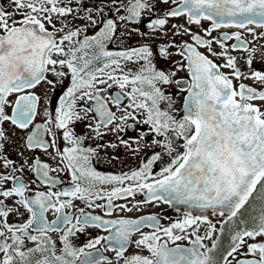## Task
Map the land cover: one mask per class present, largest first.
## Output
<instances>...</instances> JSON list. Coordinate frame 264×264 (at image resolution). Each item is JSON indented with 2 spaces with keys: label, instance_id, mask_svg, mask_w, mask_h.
Returning a JSON list of instances; mask_svg holds the SVG:
<instances>
[{
  "label": "snow or ice",
  "instance_id": "1",
  "mask_svg": "<svg viewBox=\"0 0 264 264\" xmlns=\"http://www.w3.org/2000/svg\"><path fill=\"white\" fill-rule=\"evenodd\" d=\"M169 2L0 3V264H112L100 255L97 245L103 248L102 242L113 245L115 264H264V90L234 83L251 78L264 84V71L251 68L258 49L249 48L240 31L231 36L223 33V39L210 35L214 29L234 27L257 39L255 29H264V0H171L174 7L159 9ZM145 12L150 31L141 32ZM176 17H186L189 25L200 26L205 35L172 25L174 37L184 34L191 41L160 44L158 55L165 61L173 55V48L182 58L172 69L157 67L149 43L137 47L125 44L134 34L148 39L167 36L169 18ZM204 20L211 21V27L203 28ZM259 36L264 37V32ZM233 37L239 43L231 47L248 52L245 63L250 76L241 71L238 58L229 55L223 42ZM214 43L220 46L219 52ZM219 59L225 63L219 64ZM260 59L264 61V52ZM221 68L232 71L225 73ZM180 71L187 73L186 79H176ZM66 83L54 115L45 109L44 122L36 123L41 104L36 89L46 85L55 90ZM173 84L179 89L175 94L166 91ZM113 86L120 91L107 100L118 110L122 108L119 115L109 108L104 96ZM181 93L182 104L177 109ZM125 98L127 104L122 107ZM137 113L143 118L138 120ZM129 119L148 126V133L120 137L133 127L127 123ZM85 121H93L84 125L90 135L76 130ZM11 129L28 130L25 148L42 150L54 161L59 158L71 172L73 186L62 191L36 190L29 195L30 183L37 180L57 184L49 173L59 169L50 168L39 157L18 164L8 151L15 143ZM109 133L117 134L119 145L133 155L145 153L137 168L112 174L93 166L101 150L117 147L111 142L99 143ZM149 133L152 138L147 141ZM88 139L98 143L86 147ZM18 155L24 156L23 149ZM157 163L161 167L154 171ZM18 171L22 175H17ZM126 182L128 186H124ZM257 190L262 201L259 213L244 217L242 209ZM136 192H145V202L210 209L212 216L222 218L221 226L217 229L208 215L191 211L167 226H162L156 215L105 219L83 208L75 217L65 211L76 207L74 200H82L88 208L106 209L105 214L110 215L114 200ZM105 197L107 205L95 203ZM118 207L131 211L126 205ZM49 210L55 213L52 221L45 215ZM25 213L22 223L9 220ZM225 224L232 227L227 246L217 259L213 253L221 236L216 233H223ZM145 225L153 230L142 231ZM202 226L204 235L199 234ZM87 227L108 234L75 247L70 238ZM57 231L61 232L59 249L49 235ZM181 240H189L191 246L175 244ZM28 241L34 246L28 247ZM205 241H210V246ZM169 242L175 246L169 247ZM130 246L139 251L129 252Z\"/></svg>",
  "mask_w": 264,
  "mask_h": 264
},
{
  "label": "flooded vegetation",
  "instance_id": "2",
  "mask_svg": "<svg viewBox=\"0 0 264 264\" xmlns=\"http://www.w3.org/2000/svg\"><path fill=\"white\" fill-rule=\"evenodd\" d=\"M0 3H7V0H0ZM171 3V0L168 5H159V9L162 11L165 7H174ZM159 14V13H158ZM152 18H156V16H153ZM143 19L144 22L139 25L140 31L144 32L147 30V23H148V12H145L143 14ZM169 23L171 25L174 24H179V25H184L185 27H189L192 32H196L200 35H205L204 32L202 31V28L200 26H197L195 24L189 25L187 23L186 17H176V18H169ZM202 27L203 28H208L211 27V21L204 20L202 21ZM240 31L242 33L241 35V40L247 41L248 42V47L252 48L255 47L258 49L256 53L253 54V63L251 65V68L253 70H260L264 71V61L260 59V53L264 52V37H260L259 33L264 32V29L261 28H256V34H257V39H253V36L249 34L248 32L242 30V29H237L234 27H221L219 29H214L211 32V37H217L219 39H223V33H228L230 36L233 32ZM207 38V37H206ZM175 40L177 44L183 43L185 40L190 41V36L181 34L180 36L174 37L172 35H167L164 38H159L158 36L153 38V39H148L146 37H141L139 34H134L131 39L125 41L126 45H130L133 47L140 46L144 43H149L154 51V62H156L157 67H165L167 69H172L174 67V63L176 61H181V57L176 54V49L173 48L172 52L173 55L165 61L162 57L158 55V48L160 44L162 43H167L169 41ZM224 44L227 47L229 55L236 56L238 58V63L241 71L245 72L246 77L250 76V73L247 71V65L245 63L247 57H248V52L244 51L242 48H237L233 49L231 47L232 44L239 43L238 41L235 40L233 37L230 40L223 41ZM213 48L216 51H220V46L218 44H213ZM203 51V49H200ZM219 64L225 63L224 59H219L217 61ZM221 71L225 73H230L232 70L227 69V68H221ZM187 78V73L185 71H180L177 73L176 79H186ZM70 83V80L68 81ZM234 83L239 84V83H244L248 86L254 87L257 90H264V84H260L258 81L251 79V78H245L240 81H234ZM67 83L57 87L55 90H53L49 86H41L36 89L37 95L41 97V104L39 105V111L40 115L36 118V123H43L44 122V111L47 109L51 114L54 115V110L56 105L59 102V97L63 94V91L66 89ZM106 87V86H105ZM120 89L117 86H113V88L108 89L105 93L104 96L107 100L109 96H115ZM166 91L169 93L175 94L179 91L177 86L175 84L169 86L166 88ZM182 96L183 93L180 94L179 97H177V104L176 107L179 109L182 104ZM50 98V101H49ZM109 108L117 112V115L120 114V111H122V108L120 110L117 109L115 104L111 102V100H107ZM127 104L126 98L122 100V107L123 105ZM137 119L140 120L143 117L140 116L139 113L136 114ZM93 122V121H85L82 124L77 126V132L84 134V135H90L89 130L84 127L85 124ZM128 124L133 125L132 128H128L125 132L120 133L119 136L122 137L123 139H130L133 137H138L141 132L148 133V126L142 124V123H136L135 121H132L129 119L127 121ZM11 128V126H6ZM15 133L14 135V141L15 143L13 145L9 146V153L11 155V158L16 160V162L19 164L21 163L24 159H34L36 157H39L42 163H47L49 164L50 168H58L59 170L56 172H50L49 174L53 177L56 178L58 181L57 184L55 185H46V184H41L38 180L36 183L32 184L30 183V187L32 191L28 193L29 195L34 194L36 190L40 191H48L49 188H51L52 191H62L63 189L66 188H71L72 185V178H71V172L67 171L64 169V166L59 163V158L57 160H53L47 153L43 152L42 150L39 149H27L24 147L25 141H26V136L28 134V130H17V129H11ZM152 138V134L149 133L146 136V140L150 141ZM46 139H50L49 137L46 136ZM109 142L117 144L116 148L112 147H106L105 149L101 150L99 153V158H94L93 159V166L100 172L104 173H112V174H120L121 172H128L132 169H135L139 166L140 162L144 160L145 158V153L142 151L138 153L137 155H133L130 149H126L124 146L119 145L118 143V138L117 134L114 133H109L104 136L102 141H99V143H104L107 145ZM98 141L95 139H88L85 142V146H91L95 147ZM60 146L63 148L64 142L61 140L60 141ZM133 147H135V144H133ZM23 149L24 151V156L20 157L18 155V152ZM53 151V150H49ZM149 155L151 154L150 152L148 153ZM161 167L160 163H157L154 165V171H158L159 168ZM25 171H27V165H25ZM17 175H22L19 171L16 173ZM28 176L31 178H35V174L28 172ZM117 187H120V185H116ZM124 186H128V182L125 183ZM110 189L111 186H105ZM147 201V196L145 195V192H136L133 196H124L121 198H117L116 200L113 201V210L110 215H106V209H100L96 208L93 206L92 208H88L87 204L85 201L82 200H74L75 208L73 209H65V211L70 212L73 217L76 215H79L78 209L83 208L84 211L90 212L93 215H101L105 219H116L119 217L123 218H129V219H139L140 217L144 216H149V215H156L159 218V222L162 226H167L171 222L182 218L184 213L187 211L185 207L181 204H173V205H168L164 204L162 202H145ZM97 204H105L107 205V198L103 200H97L95 201ZM119 205H126V208L131 209V211H127L126 209H121L118 206ZM23 212L24 210L21 209ZM46 217L49 221L54 220L55 213L52 210H49L46 214ZM209 219L212 220L213 223L216 224L217 229L220 228L221 224L220 221L222 218L219 217V214L217 216H212L211 214L208 215ZM27 218V213H25L23 216H15L12 215L9 217V220L14 222V223H22L24 220ZM232 227L231 224H225L224 227V232L220 233L217 232V235L221 236V241H220V246L217 250L214 251L213 255L219 259L222 253L221 249V243L223 241V238L226 239V242L228 243V233L229 229ZM142 231L148 232L152 231L153 229L147 225L143 226ZM108 233L104 229H96L94 227H87L86 231L84 233H77L76 236L71 237V241L75 247H82L85 243H87L88 240L93 239L95 236L98 235H107ZM200 235H204V229L203 226L200 229L199 232ZM49 235L52 237L54 241H57V249L61 248L62 245L59 243V236L61 235V232H50ZM133 238H138L136 234H133ZM104 244V247L102 248L100 245H97V248L100 249V255L107 257L108 260L112 261V264H115L114 260V252L111 250L113 245L107 243V242H102ZM205 243H208L210 246V241H205ZM175 244H179L182 247H190V242L189 240H181L175 242ZM174 243L169 242V247H174ZM28 247H33V243L31 241L27 242ZM203 249H201L202 251ZM222 250V251H221ZM132 251H139L138 249H135L134 247L130 246L129 247V252ZM144 254H147L145 251ZM99 257H97L98 259Z\"/></svg>",
  "mask_w": 264,
  "mask_h": 264
},
{
  "label": "trees",
  "instance_id": "3",
  "mask_svg": "<svg viewBox=\"0 0 264 264\" xmlns=\"http://www.w3.org/2000/svg\"><path fill=\"white\" fill-rule=\"evenodd\" d=\"M260 195H261L260 191L257 190L254 193V197L252 199H250V201L246 205V207L244 209H242V214L244 217H247L249 214H258L259 213V210L262 206V201L258 198ZM225 238H223V241L221 243V249L222 250L227 246V242H226Z\"/></svg>",
  "mask_w": 264,
  "mask_h": 264
},
{
  "label": "water",
  "instance_id": "4",
  "mask_svg": "<svg viewBox=\"0 0 264 264\" xmlns=\"http://www.w3.org/2000/svg\"><path fill=\"white\" fill-rule=\"evenodd\" d=\"M183 207H185V209L187 211H191L193 213V215H201V214L209 215V214H211L210 209L188 208V206H186V205H183Z\"/></svg>",
  "mask_w": 264,
  "mask_h": 264
},
{
  "label": "rangeland",
  "instance_id": "5",
  "mask_svg": "<svg viewBox=\"0 0 264 264\" xmlns=\"http://www.w3.org/2000/svg\"><path fill=\"white\" fill-rule=\"evenodd\" d=\"M166 30H167V35H172L173 34V29H172V25L169 23L167 26H166ZM146 31H150L149 29H147ZM145 32V31H144ZM159 38H164L165 36L164 35H159L158 36ZM177 37V36H175ZM230 228V227H229Z\"/></svg>",
  "mask_w": 264,
  "mask_h": 264
}]
</instances>
